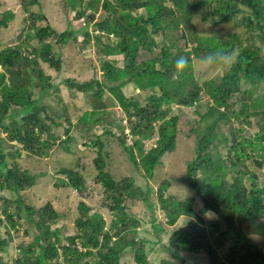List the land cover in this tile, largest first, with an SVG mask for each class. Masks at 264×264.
<instances>
[{
  "label": "trees",
  "instance_id": "1",
  "mask_svg": "<svg viewBox=\"0 0 264 264\" xmlns=\"http://www.w3.org/2000/svg\"><path fill=\"white\" fill-rule=\"evenodd\" d=\"M22 3L29 13L31 29L26 31L20 44L0 52L3 69L0 73V264H5L2 255L13 242L12 231L19 234L21 229L31 242L18 246L20 254L14 264H121L129 250L136 264H154L147 252L148 241L135 238L142 221L128 209L129 202L143 201L153 212L151 222L155 224L151 188L144 191L136 186L133 177L116 180L106 170L101 137L93 143L99 147L95 159L96 182L105 189L103 207L114 216L110 227L103 214L92 212L81 202L80 216L75 221L76 233L65 238L54 228L61 215L51 202L36 207L24 200L22 194L36 185L37 177L23 170L18 159L24 155L49 157L57 146L71 151L67 143L74 140V125L66 118L69 125L64 131L66 142L56 133V129L62 127L56 117L62 116H52L50 105L44 104L55 86L41 64L62 71L63 59L54 45L65 46L72 39L77 41V34L82 31L70 25L67 31L58 33L43 14L30 11L29 7L37 5L39 0H23ZM67 6L76 11L77 19H85L87 44L93 36L101 44L102 35L115 39L109 40L102 50L105 53V58L100 60L103 80L94 78L77 83L70 79L66 82L69 89L92 92L101 105L105 102L104 108L98 105L99 108L82 117L80 124L91 126L103 122L109 125L103 134L117 137L130 161L150 180L162 166L163 157L177 150L180 117L172 115L171 107L195 109L199 117L197 128L192 130L196 138V158L188 163L186 182L201 200V209L200 212L194 210L195 199L180 201L172 195L167 196L169 180L161 184L158 206L168 226L174 227L181 218L189 220L169 235L164 251L173 259H162L160 264H180L184 255L202 253L210 259V264H264V250L249 240L240 228L245 220L256 228H264V176L261 179L250 173L247 166L248 161L253 160L259 170L264 169V96L254 98L264 86V0H67ZM101 8L108 15L96 22ZM140 10L144 12L138 14ZM88 11L91 15L86 16ZM196 14L203 22L213 21L216 26L231 23L245 14V26L258 32L262 47H242L237 34L201 37L193 30ZM15 18L11 10L4 12L0 15V29L9 28ZM38 22L45 26H38ZM181 29L187 33L186 42L192 44L188 52L180 48L181 39L175 35ZM159 35L163 36L160 41L157 40ZM237 48L240 52L235 62L219 82L201 83L191 74L192 68L182 72L175 69V60L181 55L190 57L192 62V55L201 59L211 52L234 54ZM157 49L159 52L155 53ZM142 51L155 53V56L137 63ZM114 55L122 56V67L117 61L107 59ZM129 84L150 92L146 105L134 97L127 98L123 88ZM106 91L123 109L127 124L114 120L115 125H112L105 119L110 114L106 105L113 101L104 98ZM203 98L208 99L205 107ZM239 103L241 108L236 109ZM62 108L67 117V106L63 104ZM253 116L261 118L263 127L253 138H246L242 135L243 126L252 127L250 118ZM225 125L229 126L228 133L222 130ZM235 125L240 126L235 128ZM1 134H6L13 151L4 147ZM152 140L155 145L146 150V142ZM221 148L227 149L226 156H222ZM254 156H258V160ZM233 173L237 176L228 180ZM60 174L65 177L60 179L65 187L84 194L86 184L78 172L63 168ZM247 175H250V186L244 183ZM6 192L10 198L5 196ZM209 213L217 220L207 224L202 214ZM2 229L6 237L1 234ZM230 232H234L244 245L235 244L229 252L223 253Z\"/></svg>",
  "mask_w": 264,
  "mask_h": 264
},
{
  "label": "rangeland",
  "instance_id": "2",
  "mask_svg": "<svg viewBox=\"0 0 264 264\" xmlns=\"http://www.w3.org/2000/svg\"><path fill=\"white\" fill-rule=\"evenodd\" d=\"M22 1L23 0H0L1 16L4 12L9 10L16 15L14 21L10 23L9 28L0 29V52L8 47L20 44L27 34L26 31L31 29L28 21L29 13L25 12ZM169 6H171V4ZM29 9L35 14H43L51 27L58 33L67 31L70 25L73 26L76 31L81 30L82 32L77 34V41L72 39L69 41L68 45L65 46L59 44L54 45V50L57 51L63 59L62 71L58 72L49 65L44 63L41 64L42 69L45 71L46 75L52 78V83L55 86V88L51 90V92H53L52 95L46 98L44 104L50 105L48 109L52 116L56 114L62 116L56 117L58 122L62 123V127L56 129V133L63 136L62 140L66 142L64 131L69 126L66 118H69L74 125L72 130V137L74 140L67 143L71 151L68 152L64 147L57 146L53 149L49 157L38 158L24 155L18 159V164L23 170H29L37 177L36 185L22 194L24 200L26 203L36 207H43L46 203L51 202L56 211L61 215V219L54 228L59 229L65 238L76 233L75 221L80 216L79 204L81 202H85L92 209V212L103 214L107 225L110 227L114 220V216L109 209L103 207L105 189L96 182L98 172L95 166V159L98 156L99 147L93 143L97 142V139L101 137V141L104 145L103 155L107 162L106 170L109 171L116 180L125 177H133L136 186L142 188L144 191L151 188L150 203L154 208L156 222L155 224L151 222L153 212L146 203L143 201L129 202L128 209L130 213L142 221L137 235H131V237L133 238L135 236L137 239L148 241L146 242L147 252L149 253V259L152 260L154 264H160L162 259H171L172 257L170 254L164 251V246L167 245L169 235L173 231L185 226L189 219L181 218L174 227L168 226L167 218L158 206V189L165 180H169L171 183L167 196L172 195L180 201L195 199L194 210L200 212L201 200L196 197V194L186 182L188 163L196 158V138L192 130L197 128L199 117L195 113V109L182 108L176 105L171 107L172 115H178L180 117L177 150L172 154L165 155L162 159V166L158 167L154 177L150 180L147 179L145 172L137 169L130 161L129 156L123 150L117 137L103 134L105 128L109 125L103 122L91 126L80 124V119L82 117H85L88 112L95 111L96 108H99L98 105L104 108L103 105L105 102L101 105L98 100L93 97L94 93H80L77 90L69 89L66 84L67 80L70 79H74L77 83L89 82L94 78L103 80V63L100 62V60L105 58V53H102V50L108 42L115 39L112 37L109 39L107 36L102 35L101 44L95 40L94 36H91V41L87 44L85 36L86 21L83 18H76V11L67 6V0H39L37 5H32ZM141 12L144 11L140 10L138 14ZM89 15H91V11H88L86 14V16ZM107 15L106 11L101 8L96 16V22L104 20ZM244 15L245 14H240L231 23L216 26L213 21L208 23L203 22L200 15L196 14L193 19V30L201 37L221 38L237 34L242 43V47H262L258 32L250 31L245 26L243 21ZM37 25L45 26V23L38 22ZM89 32L93 35V30L91 28H89ZM175 35L179 36L181 39L179 42L180 48H182L184 52L190 51L192 44L186 42L187 33L185 30L181 29L179 32H175ZM189 36L190 34L188 33V38ZM162 39V35L157 37L158 41ZM111 43L113 44L114 42ZM33 44H36V41H34ZM23 48H26L25 43H23ZM237 49L238 50L234 53L233 63L240 52L239 48ZM158 50L159 49H157L155 53H158ZM173 52H176V50H173ZM155 53L151 55L142 51L137 63L152 59ZM191 57L193 60L191 74L195 76L196 80L201 81V83L209 80H217L219 82L221 77L233 64L232 63L228 68H225L222 64L204 66L201 63V59L195 58L194 55ZM107 59L111 62L117 61L118 66H123L122 56L114 55L107 57ZM2 72L3 69L0 66V73ZM246 88L247 87L244 86V90ZM123 90L127 98L134 97L136 101H139L143 105L148 103L147 98L150 92L140 91L136 84H129L125 86ZM260 96H264V86L257 91L254 98ZM104 98L113 100V96L108 91H106ZM207 102L208 99L203 98L202 105L205 107ZM63 104L67 106L65 109L68 111L67 117H65L63 113ZM106 107H108L106 109L110 113L105 116L107 121L115 125L114 120H123L122 124H127L126 115L115 100L109 102ZM235 108L240 109L241 103L237 104ZM256 111H259V109H256ZM250 121L253 125L252 127L243 126L245 132L242 133V135L246 138H253L254 134L263 127V123L259 116L251 117ZM239 126L240 125H235V128ZM222 130L228 133L229 126H223ZM114 132H117V130L114 129ZM125 132L127 134L129 133L128 130ZM1 138L5 141L4 147L13 151L11 148L12 145L6 141V134H1ZM152 144L155 145L154 140L146 142L145 149L148 150L151 148L153 146ZM220 152L222 156H226L228 151L227 149L221 148ZM254 157L255 159L258 158V156ZM10 162H13V160ZM247 166L250 173H255L259 175L261 179L263 178L264 169L262 168L259 170L253 160L248 161ZM63 168L72 169L84 178L86 190L83 195L76 190L65 187L60 182V179H65V177L60 174ZM239 169L245 171L241 167ZM233 175V178L237 176L235 173L230 174L228 180H230ZM249 176L250 175H247L244 180L246 186H250ZM5 196L8 198L11 197L7 192ZM202 217L207 224L217 220V217L212 213L202 214ZM240 228L245 232L249 240L264 250L263 227V229L256 228L248 220H245L241 223ZM222 230H225V227L222 228ZM1 234L6 237L4 229H2ZM12 234L14 238L13 242L8 247L6 253L2 255L3 263L5 264H14V260L18 258L20 254L18 246L21 243L27 244L31 242V238L24 234L23 229H21L19 234L14 231H12ZM240 240L241 239H239L234 232H230L228 241L222 252H229L231 246L235 244L239 245ZM149 241H151V243ZM240 245L243 246L244 243H240ZM223 253L221 255H223ZM179 263L210 264V259L203 253L198 256L188 254L184 255L183 262L180 261ZM121 264H136L132 251L129 250L127 252Z\"/></svg>",
  "mask_w": 264,
  "mask_h": 264
},
{
  "label": "clouds",
  "instance_id": "3",
  "mask_svg": "<svg viewBox=\"0 0 264 264\" xmlns=\"http://www.w3.org/2000/svg\"><path fill=\"white\" fill-rule=\"evenodd\" d=\"M233 57L234 54L232 53L211 52L201 58V63L204 66L222 64L225 68H228L233 63ZM192 67L193 63L188 56L181 55L175 60V69L177 72H182ZM128 141L131 142V138Z\"/></svg>",
  "mask_w": 264,
  "mask_h": 264
},
{
  "label": "bare ground",
  "instance_id": "4",
  "mask_svg": "<svg viewBox=\"0 0 264 264\" xmlns=\"http://www.w3.org/2000/svg\"><path fill=\"white\" fill-rule=\"evenodd\" d=\"M153 145V144H152ZM148 154V153H147ZM224 228V227H223Z\"/></svg>",
  "mask_w": 264,
  "mask_h": 264
}]
</instances>
